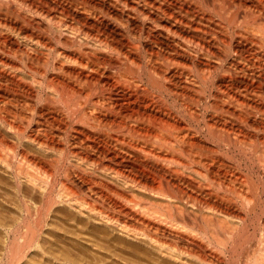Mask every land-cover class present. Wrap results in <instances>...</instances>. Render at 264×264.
Instances as JSON below:
<instances>
[{"label": "bare ground", "instance_id": "bare-ground-1", "mask_svg": "<svg viewBox=\"0 0 264 264\" xmlns=\"http://www.w3.org/2000/svg\"><path fill=\"white\" fill-rule=\"evenodd\" d=\"M0 264H264V0H0Z\"/></svg>", "mask_w": 264, "mask_h": 264}, {"label": "rangeland", "instance_id": "rangeland-1", "mask_svg": "<svg viewBox=\"0 0 264 264\" xmlns=\"http://www.w3.org/2000/svg\"><path fill=\"white\" fill-rule=\"evenodd\" d=\"M51 45H52V47L53 48H56V49H74L75 48V46L74 47H68V46H65V45H63L62 46V44H60L59 42H57V41H52V43H51ZM65 47V48H64ZM191 126L192 127H195V129H197L198 127H196V124H192L191 123ZM63 143H65L66 141L65 140H63L62 141ZM4 192V191H3ZM58 224H60V225H62V223H59L58 222ZM249 230L251 231V227L249 228ZM249 231V232H250ZM102 236V237H101ZM87 238H89L90 240H92L93 238H91V237H87ZM102 238V239H101ZM95 239V240H94ZM93 240L94 241H96V240H98V241H96L97 243H99V244H103V247H105V246H107L108 244H107V242L108 241H110V237H108V236H105L104 234H99L98 235V237L97 238H94ZM107 239H109V240H107ZM106 244V245H105ZM103 253V257L105 258V259H107V257H106V255L108 254V255H110V253H108V252H102ZM105 254V255H104Z\"/></svg>", "mask_w": 264, "mask_h": 264}]
</instances>
